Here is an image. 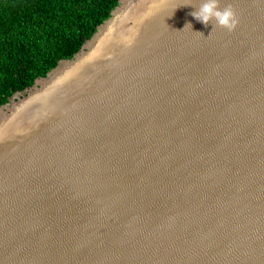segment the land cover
<instances>
[{"label":"water","instance_id":"95a60500","mask_svg":"<svg viewBox=\"0 0 264 264\" xmlns=\"http://www.w3.org/2000/svg\"><path fill=\"white\" fill-rule=\"evenodd\" d=\"M202 2L119 0L0 108V264H264V0Z\"/></svg>","mask_w":264,"mask_h":264},{"label":"trees","instance_id":"16d2710c","mask_svg":"<svg viewBox=\"0 0 264 264\" xmlns=\"http://www.w3.org/2000/svg\"><path fill=\"white\" fill-rule=\"evenodd\" d=\"M119 0H0V108L71 59Z\"/></svg>","mask_w":264,"mask_h":264},{"label":"clouds","instance_id":"9594fccd","mask_svg":"<svg viewBox=\"0 0 264 264\" xmlns=\"http://www.w3.org/2000/svg\"><path fill=\"white\" fill-rule=\"evenodd\" d=\"M191 15L205 26L213 24V30L219 26L233 32L240 23L233 4L228 3L222 7L221 0H203ZM187 26H191V24L189 23L185 27Z\"/></svg>","mask_w":264,"mask_h":264}]
</instances>
